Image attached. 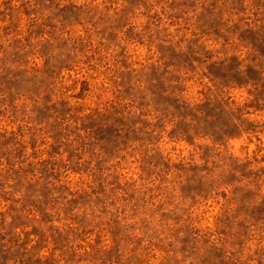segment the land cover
I'll use <instances>...</instances> for the list:
<instances>
[{
	"label": "rangeland",
	"instance_id": "1",
	"mask_svg": "<svg viewBox=\"0 0 264 264\" xmlns=\"http://www.w3.org/2000/svg\"><path fill=\"white\" fill-rule=\"evenodd\" d=\"M0 264H264V0H0Z\"/></svg>",
	"mask_w": 264,
	"mask_h": 264
}]
</instances>
